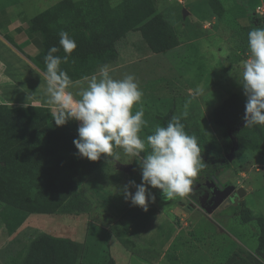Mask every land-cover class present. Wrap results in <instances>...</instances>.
Here are the masks:
<instances>
[{
    "label": "rangeland",
    "instance_id": "1",
    "mask_svg": "<svg viewBox=\"0 0 264 264\" xmlns=\"http://www.w3.org/2000/svg\"><path fill=\"white\" fill-rule=\"evenodd\" d=\"M60 1L0 0L10 6L14 3L10 10L15 14L22 10L27 16ZM121 1L102 0L112 10ZM147 2L153 15L167 22L177 38L176 46L161 53L167 62L165 69L151 58L156 54L150 51L139 30L128 31L115 44L117 56L96 67H112L120 57L124 62L122 72L112 69L113 78L126 74L136 77L143 91L147 121L142 138L156 126H166L191 100L189 115L181 122L187 127L198 126L213 147L214 154L201 152L204 167L210 166L211 171H204V177L197 175L192 191L185 198L163 201L160 190L151 189L156 200L149 202L145 211L126 201L120 192L129 181L139 184L141 174L133 158L115 149L120 152L121 160L107 158L77 187L78 197L73 202H79L80 209L76 210L57 205L60 188L56 185L60 186L62 170L44 175L22 168L13 181L14 186L0 191V264H20L31 242L40 235L73 242L79 262L96 264H105L109 256L115 264H227L239 248L246 258L247 254L255 255L257 222H242L238 211L245 205L255 216L264 217V144L259 150H245L238 155L231 150L225 153L223 128L213 123L212 111L233 95L246 99L238 82L241 61L248 55V32L259 26V20L264 22L254 15L257 5L264 8V0H212L215 6L210 0ZM250 17L256 23H251ZM11 41L15 49L24 51L15 40ZM35 57L44 58L42 52ZM151 61L154 68H161L158 72L149 69ZM29 76L30 94L44 95L39 91L44 83L34 73ZM7 83L3 80L0 87L3 101L8 97L7 92H15L12 89L16 83L10 82V86ZM198 87H203V94L193 98ZM136 110L138 107L134 106L133 112ZM205 178L223 186L242 188L244 194L227 197L207 212L200 201L203 189L194 188L196 182L202 183ZM31 189L34 191L29 192ZM135 190L130 187L131 192ZM23 215L22 222L14 227ZM261 260L264 264V259Z\"/></svg>",
    "mask_w": 264,
    "mask_h": 264
},
{
    "label": "trees",
    "instance_id": "2",
    "mask_svg": "<svg viewBox=\"0 0 264 264\" xmlns=\"http://www.w3.org/2000/svg\"><path fill=\"white\" fill-rule=\"evenodd\" d=\"M153 12L147 0H123L113 10L102 0H62L34 15L29 29L43 36L41 52L44 57L53 45L59 48L61 31L75 40L76 49L68 62H62L60 66L75 81L93 75L96 64L114 59L117 56L116 42L130 30L140 31L152 53H166L176 46L177 38L168 23ZM250 21L256 23L253 17ZM258 22L260 27H264L262 20ZM54 55L63 57L65 53L60 48ZM30 59L41 71L46 70L45 63ZM244 111L245 100L236 95L227 98L212 111L213 123L223 128L225 153L231 150L232 139L237 143L235 155L245 150H259L264 144V127H246L244 124L235 129L243 120ZM78 127L79 122L75 120L56 126L48 108L0 104V191L14 186L13 181L22 168H31L44 175L62 170V181L60 186L56 185L60 188L57 205L80 209L79 202H73L78 197L77 187L107 158L102 155L100 160L90 161L77 154L73 141L78 138ZM185 131L197 138L201 152L205 150V153L214 154L213 147L198 126L185 125ZM204 171H211L210 166L205 165L199 177L205 176ZM238 214L244 223L251 220L257 222V246L255 255L247 254V258L239 248L227 264H263L264 217L255 216L245 205H241ZM23 219L24 215L13 224L14 227ZM13 225L9 226L10 230ZM20 264L96 263L79 262L74 243L69 240L40 235L31 242ZM105 264H115L114 259L109 256Z\"/></svg>",
    "mask_w": 264,
    "mask_h": 264
},
{
    "label": "clouds",
    "instance_id": "3",
    "mask_svg": "<svg viewBox=\"0 0 264 264\" xmlns=\"http://www.w3.org/2000/svg\"><path fill=\"white\" fill-rule=\"evenodd\" d=\"M59 36V48L53 45L44 57V95L53 106L51 116L56 126L70 120L80 122L78 138L73 141L77 154L90 161H98L104 155L116 162L121 160V155L115 149H120L125 156L133 158L139 166L141 182L129 181L120 192L126 201L145 211L149 202L156 200L153 188L160 190L163 201L185 198L204 167L197 138L189 135L181 122L189 115L187 109L191 100L166 126H156L151 134L142 138L147 121L143 91L134 74L115 79L108 67L102 66L98 74L85 78L86 87L79 86L80 82L74 83L60 67L62 62H68L77 44L65 31ZM60 48L65 53L63 57L54 55ZM247 53V58L241 61L238 80L246 98L243 120L246 127H264V27L248 32ZM77 86L79 90L75 94L69 91ZM203 91V87H198L193 98ZM134 106L138 107L135 112ZM130 187L136 189L134 193Z\"/></svg>",
    "mask_w": 264,
    "mask_h": 264
},
{
    "label": "crops",
    "instance_id": "4",
    "mask_svg": "<svg viewBox=\"0 0 264 264\" xmlns=\"http://www.w3.org/2000/svg\"><path fill=\"white\" fill-rule=\"evenodd\" d=\"M1 2H0V87L2 86L3 80L8 82L7 83L8 86H10L9 84L10 82H15L16 85L14 89H12L13 91H15L14 94L7 92L8 97L4 101L3 99H0V103H5L15 107L32 106V107L48 108L49 113L51 114L53 110V106L48 104L45 95H41L39 93L30 94L27 87L28 83L31 86L30 83L31 79L29 73H34L35 76L44 83V86L41 87L42 89L39 90L41 93H44V88L46 87V83L43 79L44 72L41 71L30 59L33 58L39 63H44V60L39 59L40 60L39 61L35 57V55L38 52L41 53L42 51L43 37L41 36L40 33L31 32L29 29V26L31 24V18L34 15L27 16L22 10L15 14L13 11L10 10V8L14 5V3L13 5L11 4L10 6L6 3L3 4ZM8 36L11 39L15 40L18 44H20L23 47L24 51H19L15 49V46L11 41V39L7 38ZM155 54L156 55L151 56V58L157 60L159 64H161L165 69L164 65L167 64L165 58L161 53H155ZM128 58H130V55ZM122 63H124L122 61V58L118 57L117 64L112 67H108L109 72L112 69L113 71L117 70L119 72H122L120 71V68L122 67ZM148 63L150 64L149 69L152 68L154 72H158L159 71L158 69H161L160 67L154 68V64L152 61ZM101 67L102 66L98 65L96 67V72L94 74H98L99 69ZM91 76H88L87 78H90ZM85 78L86 77L75 80L73 82L74 83L80 82L79 86H82L83 84L87 86V80ZM120 78L122 77L118 76V79ZM79 86L71 87L69 91H72L73 94H75L79 90ZM31 182L32 181H30V183ZM31 191L34 190L33 189L29 190V192Z\"/></svg>",
    "mask_w": 264,
    "mask_h": 264
},
{
    "label": "water",
    "instance_id": "5",
    "mask_svg": "<svg viewBox=\"0 0 264 264\" xmlns=\"http://www.w3.org/2000/svg\"><path fill=\"white\" fill-rule=\"evenodd\" d=\"M245 124V121L242 120L235 129H239L241 126ZM229 134L230 131H229ZM233 146L231 148V153L234 152L237 148V143L235 140H233ZM205 186L207 187H212V197L209 200L210 206L206 207L207 212H211L214 208H216L223 200H225L227 197L230 195H236L241 196L244 194V190L242 188H237L233 185H215L214 181L212 179H208L204 183ZM202 204V203H201Z\"/></svg>",
    "mask_w": 264,
    "mask_h": 264
},
{
    "label": "flooded vegetation",
    "instance_id": "6",
    "mask_svg": "<svg viewBox=\"0 0 264 264\" xmlns=\"http://www.w3.org/2000/svg\"><path fill=\"white\" fill-rule=\"evenodd\" d=\"M208 179H211V178H205V180L202 183L196 182V184L194 186V188H196V189L197 188L203 189V193L201 192L200 201L202 202V206L205 207V208L210 206L209 200L212 197V187H207V186L204 185L205 181L208 180ZM214 183H215V185H219L215 181H214ZM230 196H232L233 198H236V195H230ZM232 197H230V198L232 199Z\"/></svg>",
    "mask_w": 264,
    "mask_h": 264
},
{
    "label": "built area",
    "instance_id": "7",
    "mask_svg": "<svg viewBox=\"0 0 264 264\" xmlns=\"http://www.w3.org/2000/svg\"><path fill=\"white\" fill-rule=\"evenodd\" d=\"M254 15H256L257 17H260L261 19H264V8L261 7V5H257L254 8Z\"/></svg>",
    "mask_w": 264,
    "mask_h": 264
}]
</instances>
